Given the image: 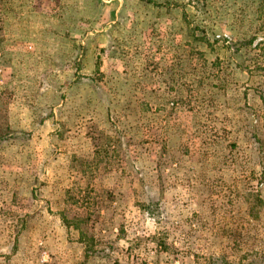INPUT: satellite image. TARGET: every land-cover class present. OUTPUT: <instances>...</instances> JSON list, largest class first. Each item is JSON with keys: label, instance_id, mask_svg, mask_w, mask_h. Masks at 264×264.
Listing matches in <instances>:
<instances>
[{"label": "rangeland", "instance_id": "obj_1", "mask_svg": "<svg viewBox=\"0 0 264 264\" xmlns=\"http://www.w3.org/2000/svg\"><path fill=\"white\" fill-rule=\"evenodd\" d=\"M0 264H264V0H0Z\"/></svg>", "mask_w": 264, "mask_h": 264}, {"label": "trees", "instance_id": "obj_2", "mask_svg": "<svg viewBox=\"0 0 264 264\" xmlns=\"http://www.w3.org/2000/svg\"><path fill=\"white\" fill-rule=\"evenodd\" d=\"M2 140H3V137H0V144H1Z\"/></svg>", "mask_w": 264, "mask_h": 264}]
</instances>
